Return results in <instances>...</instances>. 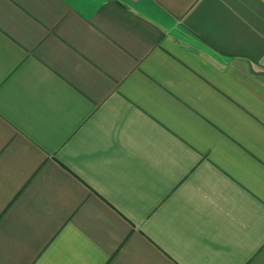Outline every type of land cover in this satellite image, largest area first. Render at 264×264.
<instances>
[{
	"label": "crops",
	"instance_id": "obj_1",
	"mask_svg": "<svg viewBox=\"0 0 264 264\" xmlns=\"http://www.w3.org/2000/svg\"><path fill=\"white\" fill-rule=\"evenodd\" d=\"M0 264H264V0H0Z\"/></svg>",
	"mask_w": 264,
	"mask_h": 264
}]
</instances>
